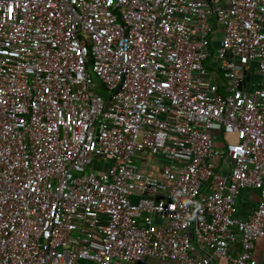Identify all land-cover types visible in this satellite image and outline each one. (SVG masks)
<instances>
[{
  "label": "built area",
  "instance_id": "obj_1",
  "mask_svg": "<svg viewBox=\"0 0 264 264\" xmlns=\"http://www.w3.org/2000/svg\"><path fill=\"white\" fill-rule=\"evenodd\" d=\"M253 63L264 0H0V264H264Z\"/></svg>",
  "mask_w": 264,
  "mask_h": 264
},
{
  "label": "crops",
  "instance_id": "obj_2",
  "mask_svg": "<svg viewBox=\"0 0 264 264\" xmlns=\"http://www.w3.org/2000/svg\"><path fill=\"white\" fill-rule=\"evenodd\" d=\"M220 35H217V38L219 39ZM245 86L248 89H254L258 86L264 87V76L262 72L258 69L256 64H250L245 68ZM224 139H232L237 140V136L234 134H226L223 135ZM158 167H154L153 170H157ZM260 200V191L255 188H244L240 191L236 198L235 207L233 214L236 217L239 218H246L251 211L257 206L258 202ZM194 252L197 256L205 255L209 253V249L205 245H197L195 244ZM239 249V244L236 243L231 248V252L234 253L236 250ZM254 256L256 259L260 261H264V237H259L255 240V248H254ZM149 264H169L167 261H162L157 258H149L148 259ZM79 264H84L83 261H81ZM127 264H139L137 261L129 262ZM217 264H231L228 259L219 258Z\"/></svg>",
  "mask_w": 264,
  "mask_h": 264
},
{
  "label": "rangeland",
  "instance_id": "obj_3",
  "mask_svg": "<svg viewBox=\"0 0 264 264\" xmlns=\"http://www.w3.org/2000/svg\"><path fill=\"white\" fill-rule=\"evenodd\" d=\"M95 82L97 84V90L101 91V93L106 98V100H108L109 99V92L107 91V89H105V87L103 86L101 81L96 77H95Z\"/></svg>",
  "mask_w": 264,
  "mask_h": 264
}]
</instances>
